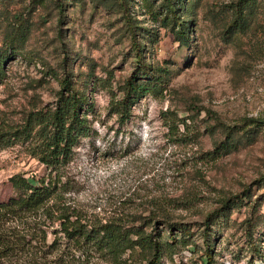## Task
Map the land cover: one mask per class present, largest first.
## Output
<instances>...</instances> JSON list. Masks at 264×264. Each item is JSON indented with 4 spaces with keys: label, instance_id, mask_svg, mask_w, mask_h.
Returning <instances> with one entry per match:
<instances>
[{
    "label": "rangeland",
    "instance_id": "obj_1",
    "mask_svg": "<svg viewBox=\"0 0 264 264\" xmlns=\"http://www.w3.org/2000/svg\"><path fill=\"white\" fill-rule=\"evenodd\" d=\"M147 1L162 10L160 0H127L130 15L145 61L167 71L160 88L143 96L121 125L108 110L110 92L119 93L135 58L112 0H68L62 23L58 0H0V49L10 34L20 41L19 51L4 61L0 131L52 106L57 78L72 71L75 87L88 86L94 109L90 134L63 169L59 204L88 223L121 219L164 234V220L182 223L190 243L177 242L159 264H204L206 216L238 194L242 204L210 226L214 264H264V0H191L185 17L194 22L182 44L151 18ZM239 6L240 20L227 28ZM245 127L251 135H243ZM229 131L238 143L220 151ZM45 173L28 143L0 149V202L12 194L11 176ZM249 216L256 255L244 232ZM9 226L13 235L27 232L30 239L0 264L144 263L137 252L117 258L81 252L60 233L59 221L42 213Z\"/></svg>",
    "mask_w": 264,
    "mask_h": 264
},
{
    "label": "trees",
    "instance_id": "obj_2",
    "mask_svg": "<svg viewBox=\"0 0 264 264\" xmlns=\"http://www.w3.org/2000/svg\"><path fill=\"white\" fill-rule=\"evenodd\" d=\"M58 1L59 22L62 23L65 20L68 0ZM242 1L239 0L237 5ZM112 2L122 13L129 30L130 47L135 58L133 70L124 79L119 93L110 92L108 110L117 116L118 123L122 125L130 119L133 106L143 96L160 88L157 86L162 83L163 72L167 69L165 71V68L154 67L152 63L145 61V46L138 39L127 0H112ZM160 2L162 10H155L151 2L149 4L147 1V12L154 21L160 23V26L169 28L181 44L185 43L194 22L190 16L185 17L191 0H160ZM240 16L239 6V8L236 7L233 19L227 28H231L240 20ZM3 47L4 49H0V83L5 75L4 61L20 49L17 35L10 34ZM64 73V77L57 78L60 88L52 106L29 112L24 123L13 130L0 131V149L17 141L26 142L32 157L43 165L46 171L41 176L25 177L22 174H15L10 177L12 194L6 201L0 202V262L22 249L26 241L30 239L27 238L30 235L27 232H17L13 235L11 231L14 228L9 226L10 223L42 213L59 221L60 233L81 252L95 250L116 258L126 251L137 252L141 255L143 264H159L167 250L173 249L177 242H182L184 245L190 243L191 232L188 227H184L182 223L164 220L167 231L164 234V231L158 229L147 232L140 226H127L121 219L88 223L84 222L78 214L70 212L65 205L59 204L58 197L61 196L60 193L65 187V182L62 180L63 169L70 162L73 148L78 141L90 134L91 126L88 117L94 109L93 98L88 92V86L75 87L72 80L73 72ZM252 122H258V120H252ZM245 128L247 129H244L243 135L245 133L251 135V129ZM234 135L235 131L234 133L228 132L230 138L218 144L219 148L221 147L220 151L236 147L238 140L233 137ZM239 196L236 194L223 199L220 207L206 216L205 229L201 232L203 239L201 255L204 264H214V246L211 241L210 226L217 220L225 219L231 209L239 203L242 204L243 198L239 199ZM249 196L250 194L245 192L244 197ZM51 200L54 201L49 204ZM255 207L253 204L251 209ZM252 214L254 215V212ZM253 221L255 222L252 216L245 220L244 232L249 238L248 245L251 252L256 255L258 247L252 236ZM175 229L179 232L176 234L180 235L179 239L174 235L175 233L173 235L171 233Z\"/></svg>",
    "mask_w": 264,
    "mask_h": 264
}]
</instances>
